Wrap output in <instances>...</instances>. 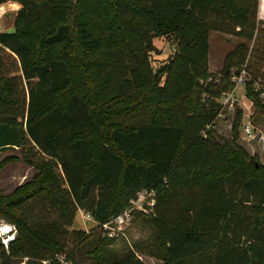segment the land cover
<instances>
[{"label":"trees","instance_id":"1","mask_svg":"<svg viewBox=\"0 0 264 264\" xmlns=\"http://www.w3.org/2000/svg\"><path fill=\"white\" fill-rule=\"evenodd\" d=\"M14 1L16 31H0V149L19 147L37 173L0 190V220L17 227L0 239L1 264H83L84 245L87 264H147L73 227L79 209L104 223L143 189L157 202L134 219L152 224L148 253L162 264H264V165L236 144L242 112L234 142L215 136L218 98L246 68V95L264 111L263 72L246 41L219 81L209 64L212 31L256 39L259 0ZM156 37L176 46L158 68Z\"/></svg>","mask_w":264,"mask_h":264},{"label":"rangeland","instance_id":"2","mask_svg":"<svg viewBox=\"0 0 264 264\" xmlns=\"http://www.w3.org/2000/svg\"><path fill=\"white\" fill-rule=\"evenodd\" d=\"M21 5L17 1L9 0L0 6V31H6L11 27H15V19ZM258 31V32H257ZM257 31L256 39L247 41L246 39L236 34L212 31L210 35V79L220 80L223 78L222 68L226 55L233 50L238 44L246 41L251 49L249 54L250 61L252 60L251 69L258 72H263L264 79V0H259V8L257 14ZM156 50L153 52L152 60L155 68H158L164 63L176 50V46L167 40L165 37H156L154 40ZM256 57L253 59V56ZM261 65V67H260ZM247 66V63L245 64ZM249 71L243 70L241 75L243 79L239 80V76H233L229 80L233 83L232 86L223 92L218 98L222 104V110L215 124V136L221 142H234L236 130L233 129L234 123H237L239 112L240 116L239 128L237 130L238 138L236 144L243 147L252 157L254 161L264 165V111L254 106L253 102L246 95L245 81L249 78ZM256 73V72H255ZM252 74V73H251ZM217 81V82H218ZM209 79L203 83H208ZM263 86L264 82L258 79L257 86ZM264 94V93H263ZM132 108L133 104H130ZM130 109H120L114 115L117 121L120 122L128 114ZM123 119V120H124ZM121 126L115 123L112 127ZM246 127L251 129V134H247ZM22 150L19 147H7L0 149V190L3 194L8 195L13 193L18 187L31 181L37 170L27 164L22 157ZM16 159H13V158ZM38 214H42L37 210ZM7 222L4 218L0 220ZM77 229H84L93 234H100L102 230L94 228V223L85 222L79 214H77L74 226ZM17 228V227H16ZM154 228L148 219L144 216L136 217L130 224L125 226L123 233L112 242L111 247L122 250L125 246L134 247L140 257L147 264H162V261L152 256L148 251L153 247ZM103 233V231H102ZM104 234V233H103ZM139 242L141 249H137L135 243ZM87 249L84 245L77 254V259L83 264L90 262V258L83 250ZM60 264H71L64 261L63 257L57 256L54 258ZM52 262V261H51ZM45 261L43 264H51ZM1 264V262H0ZM8 264H25L21 258L12 259Z\"/></svg>","mask_w":264,"mask_h":264},{"label":"built area","instance_id":"3","mask_svg":"<svg viewBox=\"0 0 264 264\" xmlns=\"http://www.w3.org/2000/svg\"><path fill=\"white\" fill-rule=\"evenodd\" d=\"M243 79V75L239 77V80ZM247 134H251V129L246 127ZM156 193L154 190L143 189L138 192L137 196L131 200V204L123 212L110 220L99 223L97 222L90 212L83 209H79L78 214L85 222L94 223V228H99L103 231L104 235L109 237H119L123 233L125 226L130 224L134 220V212L142 211L144 213H150L154 211L156 205ZM17 228L15 224H9L2 222L0 224V239L8 246L9 242L15 238Z\"/></svg>","mask_w":264,"mask_h":264},{"label":"water","instance_id":"4","mask_svg":"<svg viewBox=\"0 0 264 264\" xmlns=\"http://www.w3.org/2000/svg\"><path fill=\"white\" fill-rule=\"evenodd\" d=\"M16 31V27H11L7 30L8 33H14Z\"/></svg>","mask_w":264,"mask_h":264}]
</instances>
